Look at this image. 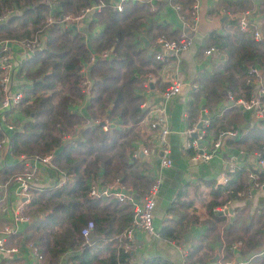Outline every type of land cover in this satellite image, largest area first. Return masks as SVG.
I'll return each instance as SVG.
<instances>
[{
  "label": "trees",
  "instance_id": "trees-1",
  "mask_svg": "<svg viewBox=\"0 0 264 264\" xmlns=\"http://www.w3.org/2000/svg\"><path fill=\"white\" fill-rule=\"evenodd\" d=\"M49 1L58 7L56 15L77 14L88 4L101 2V11L93 15L102 25V30L89 45L83 42L81 34L70 29L56 31L46 24L50 12ZM170 1L184 10L192 4L190 0ZM137 2L127 3L121 11H116L107 0H0V17L6 15L4 22H0V41L41 40V46L19 66V72H22V82L19 83L22 84L18 87L22 88L23 97L18 107L25 120L18 122L9 132L7 144L8 151L17 159H31L52 153L53 167L44 168L56 177L58 175V180L61 175L64 177L58 188L45 185L32 194L25 204L29 221L26 233L29 239L26 241L33 244L39 254L50 262H57L64 254L66 260L73 264H127L130 258L129 253L123 252L120 246L108 248L111 236L121 232L130 221L129 202L119 203L110 196H89L88 190L97 180H101L102 184H110L113 179H118L121 183L130 184L135 193L140 189L145 190L146 186L149 188L151 183L134 165L137 159H132L134 147L131 141L140 134L136 125L143 114L140 97L133 93L135 80L131 78L133 68L130 65L134 63L132 57L140 53L138 43L134 41L135 34L140 31L147 34L153 29L155 34L165 35L168 26L156 23L155 14L148 5ZM227 27L231 30L222 33L212 31L208 35L206 48L213 47L221 58L212 64L210 72L198 74L200 82L194 80L196 91L190 93L186 103L187 118L201 106L208 110L207 124L202 127L203 136H207L220 122L221 116L214 111L217 102L222 99V92H229L234 99L248 96L252 88L245 83L249 67L254 65L264 68V39L252 38V24H248L246 31H241L236 20L231 19ZM40 35L44 36L41 38ZM109 49L114 53L111 59L96 58L88 65L90 86L82 115L73 113L70 107L83 98L78 88L81 60L86 61L92 51L98 53ZM150 64L156 65L152 60ZM242 112L249 114L244 110ZM104 115L117 117L120 129L102 131L94 121ZM82 117L87 122H82L80 130L75 132V126ZM2 131L0 128V140L4 136ZM220 132H224L222 127L215 130L214 136L218 138ZM62 133H75V137L63 139ZM240 134L235 139L236 144L247 153L257 154L264 161V120L253 122ZM225 141L228 143L229 139ZM16 167L12 173L8 172L10 179L13 174L27 168L25 164ZM4 173L1 172L3 180L9 176L5 178ZM250 173L255 176L250 178L252 184L264 179V169L254 170L247 166L235 168L229 174L225 186L213 189V197L224 191L227 198H240L236 189H242L243 193ZM236 181L239 183L233 187ZM191 201L187 199L176 204L187 206ZM213 201L208 204L206 211L210 219L216 220L218 212L214 208L221 202ZM174 207L170 205L168 213L175 215ZM113 219L124 222L112 226ZM186 221L191 223L192 215H178L161 229L160 238L177 239L183 230L182 223ZM89 223L91 226L87 228ZM208 224L209 227L214 225ZM85 228L86 236L81 234ZM89 232L97 238L89 237ZM257 234L253 230L243 244L255 248L260 242V238L256 241ZM97 241H102L100 248L93 244ZM198 246H192V249L195 251ZM102 251H106V254L101 255ZM255 256L250 259L252 263H264V250L261 249ZM143 264L167 262L156 257Z\"/></svg>",
  "mask_w": 264,
  "mask_h": 264
},
{
  "label": "crops",
  "instance_id": "crops-1",
  "mask_svg": "<svg viewBox=\"0 0 264 264\" xmlns=\"http://www.w3.org/2000/svg\"><path fill=\"white\" fill-rule=\"evenodd\" d=\"M107 1L109 2L110 0ZM190 1L197 6L195 11L196 23L193 29L187 32L191 43L176 56H166L163 68L159 67V63L152 56V53L157 49L153 41L162 35V33L155 34L156 31L152 29L147 34L143 31L135 34L134 41L138 43L137 48L140 53L132 57L134 63L130 65L133 68L130 74L132 76L131 78L135 80L133 93L140 97L143 115L136 125L138 126L137 130L140 134L131 143L134 147L133 152H140L142 148H152L151 151H148L150 153L142 154V157H139L137 154L136 159L144 157L150 165H153V170L145 174L142 173V175L146 180L157 177L160 184L152 211L153 233L151 234L132 225V206L129 202L127 204L131 212L130 221L122 228L121 232H116L111 236L109 239L110 247L108 248H116L119 246L122 248L125 240L121 237V233L125 229L130 228L134 235L130 244V251H127L130 255L127 264H143L145 261H150L156 257L163 261L165 260L167 264H264L260 261H254L252 263L250 260L252 257H256L255 255L261 249H264V187L253 185L247 175V184L246 186L244 185L243 193L242 189H236L237 195L240 198H227L224 191H221L217 197H213L214 188H217V186H225L228 183L231 172H228L227 169L231 165L238 169L245 168L246 166L253 168L254 154L247 153L244 148H240L236 144L237 141L235 139L239 138L240 133V136L242 135V131L246 127L257 120H264V118L253 120L250 112L247 115L242 112V108L232 105L226 97V91L222 92V99L217 102L214 111L217 115L221 116L219 119L220 122L210 130L207 136L202 135V127L205 125L202 126L201 124L203 123L202 120L207 121L208 110L203 109L201 106L189 118H187L188 114L186 111V103L190 93L193 92L190 88L193 84L197 86L194 80L200 82L198 74L202 71L210 72L212 64L221 58L216 50L208 55L203 53L206 49L207 38L210 32L222 33L226 32V30L230 31L231 29L227 27V22L231 20L230 15L234 16V14L243 12L249 13L252 26L263 30L264 2L263 0ZM127 3H134V1H125L123 7ZM137 3L141 2L138 1ZM171 3L175 4L173 2ZM156 4L158 6L157 10L160 9L159 11L162 14L160 21L154 18L156 23L168 26L167 30H165V35L162 36L176 38L182 28L174 10L169 6V0H159ZM177 6H179L181 13L184 15L191 8L190 6L187 10H184L181 9L180 5L177 4ZM241 6H244L243 8L245 9L241 8ZM70 30L81 34L83 36V42L89 45L92 39L102 30V25L98 23L95 17L92 21L90 20L83 24V27L75 28L72 26ZM43 36L40 35L41 38ZM140 36H143L146 40V46L138 39ZM263 37L262 34L261 39H264ZM6 45L11 59L15 64L12 70V88H14L22 78V72H19L20 63L32 53L26 54L23 47L16 41L7 40ZM108 51L111 52L112 49ZM113 56L114 53L112 54ZM151 60L156 65H151ZM250 67H254V65ZM255 69L258 72V76L257 78H252L253 90L264 86V68L255 67ZM148 78L149 80L147 81ZM173 79L181 83L182 86L178 93L164 102L161 99V92ZM143 81H147L146 87L142 86L141 82ZM84 103L81 99L74 103V106H71L70 110L74 113L77 108L82 112ZM231 106L235 108H230ZM163 112L168 128V133L164 138V146L157 140L158 130L149 127V123L157 117L162 116ZM13 115L18 122L24 119L21 112L17 111ZM108 118L111 120V125L113 124L112 127L118 128L120 126L117 117L111 116ZM80 121L81 119L75 126V132H78L83 125ZM197 123L201 125L198 130V134L201 135L200 144L208 150L212 148L213 142L217 141V135L214 136V134L218 127H222L224 131L234 132L235 136L228 137V143H226L227 140L224 142V139H222L221 146L216 150L218 153L215 152L214 156L209 160L191 161L189 156L192 151L186 149L185 142L188 136L191 137L194 131L191 134H187L185 131ZM2 130L3 134L9 136L10 133L8 129H5V126H3ZM62 137L63 139H70L75 137V133L72 135L62 133ZM154 145L158 147L157 150H154ZM7 147L6 144L5 148L7 149ZM162 147L167 149V156L171 161L170 166L163 168L159 167V160L162 157L160 153ZM29 163L22 161L21 158H13L10 152L0 150V204H3L0 206V227L7 226L10 229V232L4 235V248L17 249L12 254L6 251L0 252V264H34L35 262L27 247L29 242L26 241L29 239L26 236L29 221H13L14 208L18 203L17 201L21 200L18 194V185L15 182L11 183L13 180L6 181L10 177L8 172L12 173L18 168L16 165L25 164L28 166ZM35 167L38 168V171L35 173V179L30 184L33 187V194H36L38 191V189L35 190V187L40 189L45 185L54 186L58 182V175L56 177L54 173L47 171L44 167H40L37 163ZM1 172H5V178L9 176L3 180ZM56 172L61 173L59 170H56ZM222 173H225L227 177V181L223 184L218 182L219 176ZM50 174L53 175L51 179ZM40 179L44 182V185L37 186V180ZM100 181L97 180L95 183L100 189H103L104 186L109 184H102ZM114 182L124 184L127 188L131 189L134 199L139 198L147 190L146 186L145 190L140 189L135 193V189L130 184L121 183L118 179H113L110 184ZM238 183L236 181L233 187L238 185ZM187 199H192L187 206H178L176 204L178 201ZM213 200L221 202L219 206L214 208L218 212L216 220L213 218L210 219L206 211V207ZM172 204L176 206L174 207L175 215L167 211ZM180 214L184 216L192 215V222L187 223L186 221L182 223L183 230L177 239H161L159 236L161 229L165 228L171 220L176 219ZM123 222L124 220L119 221L113 219L111 225L117 226ZM208 222L214 225L209 227ZM90 226L87 225V228ZM87 228H85L86 231ZM253 230L258 233L256 235V241L260 238V242L255 248L247 247L243 244V241L251 235ZM185 235L187 238L184 240L183 237ZM89 237L97 238L92 232H89ZM93 244L98 245L99 248L103 245L102 241L93 242ZM195 245L199 246L194 251L192 246ZM103 250L105 249L103 248ZM105 254L106 251L101 252V255ZM65 255L60 256L57 262L51 263L64 264L67 262Z\"/></svg>",
  "mask_w": 264,
  "mask_h": 264
},
{
  "label": "built area",
  "instance_id": "built-area-1",
  "mask_svg": "<svg viewBox=\"0 0 264 264\" xmlns=\"http://www.w3.org/2000/svg\"><path fill=\"white\" fill-rule=\"evenodd\" d=\"M125 1H145L141 3H146L150 9L151 12H154L155 19L160 21L161 20V12L156 9V3L159 0H110L108 2L109 6L112 9H115L116 11H121L123 8V5ZM49 6V15L46 18V24L47 26L54 28L56 31H60L61 29H70L72 26L75 28L83 27V24L92 21L95 18V13H98L101 11V8L103 4L100 3H90L87 6L81 8L79 13L72 14V13H59L55 14V12L58 10V7L55 3H52V1L48 2ZM169 6L174 10L176 16L179 19L180 26L182 30L177 35L176 38H165L164 36H158L153 43L154 46L157 48L156 51L152 53V56L154 60H156L159 63V67L163 68L164 62L166 61V56L174 55L176 56L181 51L186 49L191 41L190 38L187 35L188 31H191L194 27V24L196 23V4H192L189 12L184 15L181 13L179 6L176 4H172L169 1ZM6 15H3L0 17V22H4ZM231 19L236 20V24L239 30L246 31L248 29V24H251V19L249 18L248 12H243L240 14H234L230 15ZM262 33H264L263 30H259L255 26H253V30L251 32L252 38L254 40H259L261 38ZM41 40H38L37 38H33L32 40H26V41H19L18 44L21 45L26 52V54L32 53L39 46ZM7 40L0 41V128L3 129V126H5V129H8V131H12L14 126L18 123L16 121L15 116L13 115L15 112H20V108L18 107V104L22 101V88L18 87L22 83H17L14 88H12V70L14 69V61L11 59L10 53L7 50L6 45ZM215 49L213 47H207L203 53L208 55ZM96 58L98 59H111L112 53L106 50H103L98 53L91 52L89 54V58L86 61L80 62V67L78 70L79 74V81H78V88L79 93L83 95L82 102L84 103L87 98L89 86H90V79L87 75V68L90 63H92ZM258 72L255 69V67H250L248 69V77H245V83L250 85L252 87V78H257ZM157 77V76H156ZM157 79H159L157 77ZM149 78L147 79V81ZM147 81L141 82L143 87L147 86ZM22 82V81H20ZM19 84V85H18ZM182 84L177 82L175 79H173L170 84L161 92V99L165 102L169 98H171L173 95L179 92ZM191 91H196V86L193 84L190 88ZM227 99L232 103V105H235L239 108H242V110L246 112H250L252 119H260L264 118V86L258 88L257 90H251L249 91L248 97H240L237 99H234L233 96L227 92L226 93ZM75 112L78 113V115L81 114V111L76 108ZM202 126L207 124L206 120H202ZM94 123L99 124L102 123V126H100L102 131H110L113 124L111 125V120L108 117L102 116L99 119H96ZM196 124L192 127H190L188 130L185 131L187 134H191L192 131L195 130ZM149 127L152 129H157V140H159L160 144L164 146V138L165 135L168 133V128L165 123L164 118V112L162 116L157 117L155 120L151 121L149 123ZM120 129V127H118ZM202 134V133H201ZM4 136L0 140V150L3 152H9L8 147L5 148L6 144L8 143V135L3 134ZM203 135V134H202ZM235 133L230 131H224L220 132L218 134L217 141L213 142L212 148L210 150L204 148L200 144L201 135L198 134L197 138L189 137L187 138L185 142L186 149L192 151L189 158L191 161H207L211 157L214 156L217 148H219L221 145L222 139H226L228 137H234ZM8 146V144H7ZM152 148L146 149L142 148L140 150L141 154H147L150 153L148 151H151ZM161 158L159 160V167H168L171 164L170 159L168 158V152L165 147L161 148ZM218 153V152H216ZM138 152L133 153V157H136ZM51 157L52 153L46 154L41 157H33L30 160L28 159H22V161L29 163L27 166V170L15 173L12 175L13 182L17 183L18 185V194L21 197L20 201H17L14 211H13V221H28V217L25 214V204L30 200L33 192L31 187L32 180L35 179V173L38 171V168L35 167V164H39L40 167L44 166H52L51 164ZM234 166L231 165L227 170L228 172L234 171ZM254 170H263L264 169V161L258 158L257 154H254V164H253ZM249 178H255V176L250 173L248 175ZM64 177L61 175V179L58 180V182L54 185L56 188H58L61 183L62 179ZM151 183L149 188L143 192V194L137 198H133V193L131 192V189L127 188L124 184H118L117 182L108 184L103 187V189L97 184H92L89 187L88 195L93 197H100V196H110L115 201L119 203L124 202H130L132 206V225L136 228H141L144 231L153 233L152 229V211L154 208L155 203V196L159 188V180L157 178H150ZM227 181V177L225 173H222L219 176L218 182L221 184L225 183ZM255 186L264 187V179L260 182L253 183ZM39 188L35 187V190ZM90 226V224H88ZM10 232V229L7 226L0 227V252L6 251L7 253H15L17 249L10 248L5 249L4 248V235L8 234ZM82 234L86 233V229L81 230ZM134 233L130 228L125 229L121 233V237L125 240L124 244L122 245V250L124 252L130 251V244L132 242ZM28 249L30 250V253L32 257L34 258L35 262L34 264H54L51 262H48L45 260V258L39 254L37 248L31 244H27ZM264 250V249H263ZM64 264H73L72 262H65Z\"/></svg>",
  "mask_w": 264,
  "mask_h": 264
},
{
  "label": "rangeland",
  "instance_id": "rangeland-1",
  "mask_svg": "<svg viewBox=\"0 0 264 264\" xmlns=\"http://www.w3.org/2000/svg\"><path fill=\"white\" fill-rule=\"evenodd\" d=\"M165 38H171V37H165ZM155 41H153V43H154ZM107 51V50H106ZM112 53V52H111ZM99 118H101V116L100 117H98V118H96V119H99ZM95 119V120H96ZM81 122H84V123H86L87 122V120L85 119V118H83L82 117V119H81ZM138 127V126H137ZM147 146H148V144H147ZM158 149V147L156 146V145H154V150H157ZM134 165L138 168V170L140 171V172H142V173H148L150 170H153V165H150L145 159H144V157L143 158H138L137 160H135V163H134ZM27 170V169H26ZM50 176V179L53 177V175L52 174H50L49 175ZM154 178V177H153ZM155 178H157V177H155ZM158 179V178H157ZM12 180V178L10 179V177L6 180L7 182H9V181H11ZM151 180V179H150ZM37 183H38V185L37 186H42V185H44V182L40 179V180H37ZM3 204H0V206H2Z\"/></svg>",
  "mask_w": 264,
  "mask_h": 264
},
{
  "label": "water",
  "instance_id": "water-1",
  "mask_svg": "<svg viewBox=\"0 0 264 264\" xmlns=\"http://www.w3.org/2000/svg\"><path fill=\"white\" fill-rule=\"evenodd\" d=\"M138 39H139L140 41L143 42L144 46L147 45V42H146V40L144 39L143 36H140ZM99 126H102V123H99ZM200 126H201L200 123H197V124H196V126H195V130H194V132L191 134V137H194V138H197V137H198V130H199ZM138 156H139V157H142V154H141L140 152H138ZM183 238H184V240H185V239L187 238L186 235H185Z\"/></svg>",
  "mask_w": 264,
  "mask_h": 264
},
{
  "label": "clouds",
  "instance_id": "clouds-1",
  "mask_svg": "<svg viewBox=\"0 0 264 264\" xmlns=\"http://www.w3.org/2000/svg\"><path fill=\"white\" fill-rule=\"evenodd\" d=\"M170 1V0H169ZM171 2V1H170ZM177 5V4H176ZM134 153V152H133ZM134 158H136V157H133V154H132V159H134ZM235 168V167H234Z\"/></svg>",
  "mask_w": 264,
  "mask_h": 264
}]
</instances>
